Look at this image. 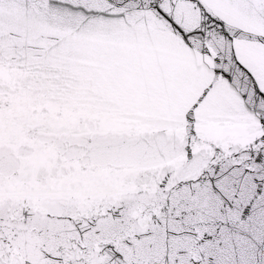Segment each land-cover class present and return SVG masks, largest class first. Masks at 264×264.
<instances>
[{"label":"snow or ice","instance_id":"obj_1","mask_svg":"<svg viewBox=\"0 0 264 264\" xmlns=\"http://www.w3.org/2000/svg\"><path fill=\"white\" fill-rule=\"evenodd\" d=\"M0 264H264V0H0Z\"/></svg>","mask_w":264,"mask_h":264}]
</instances>
